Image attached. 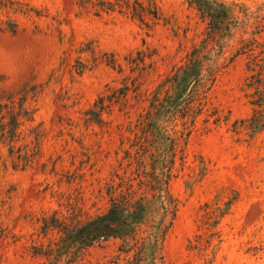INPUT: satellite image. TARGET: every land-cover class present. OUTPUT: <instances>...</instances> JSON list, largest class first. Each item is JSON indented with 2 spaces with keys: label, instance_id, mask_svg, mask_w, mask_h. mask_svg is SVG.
I'll list each match as a JSON object with an SVG mask.
<instances>
[{
  "label": "rangeland",
  "instance_id": "1",
  "mask_svg": "<svg viewBox=\"0 0 264 264\" xmlns=\"http://www.w3.org/2000/svg\"><path fill=\"white\" fill-rule=\"evenodd\" d=\"M155 1L161 19L148 28L82 13L78 0H0V264H47L39 249L60 233L46 222L107 212L110 185L120 193L133 182L140 194L144 116L208 27L187 0ZM220 1L233 35L208 45L214 70L191 112L165 125L178 139L169 191L179 204L165 264H264V129L246 122L264 92V0ZM121 247L102 241L73 264H125Z\"/></svg>",
  "mask_w": 264,
  "mask_h": 264
},
{
  "label": "trees",
  "instance_id": "2",
  "mask_svg": "<svg viewBox=\"0 0 264 264\" xmlns=\"http://www.w3.org/2000/svg\"><path fill=\"white\" fill-rule=\"evenodd\" d=\"M187 1L207 22L206 38L200 47H195L189 54L187 64L168 78L169 90L163 99L159 93L154 96L152 109L144 116L143 122L147 130L144 142L140 145L143 151L136 173L140 194L133 182H129L125 191L120 193H116L114 186L110 185L111 199L107 212L81 223L67 224L56 218L46 222L45 228L57 229L60 233V238L54 245L39 249L40 253L37 255L44 256L47 264H73L80 251L112 238L122 241L121 252L128 256L125 264H165L162 246L176 220L179 206L169 191L178 139L173 138L166 127L171 122L169 119L174 120L181 111L186 112L185 116L191 112V100L195 89L203 81V72L207 71L211 75L214 70L215 63H210L208 54H205L208 45L216 43L222 48L224 41L232 37V31L236 27L231 8L224 2ZM78 8L82 13H93L95 16L119 13L148 28L154 27L161 19L155 0H78ZM139 54L144 58L150 57L148 52ZM111 64H116L114 57ZM255 102L260 110L255 111L254 116L246 122H249L248 129L258 133L264 129V92ZM91 114L99 116L94 111ZM14 124H18L16 119ZM9 125L11 128L7 134H10V139L13 129L12 124ZM7 134L5 132L3 135ZM146 158H149V165L145 163ZM142 188L145 190L141 191ZM205 207L211 209L210 205ZM214 211L217 213L214 224H217L225 212L219 208ZM209 214L212 212L208 211L205 216L208 217Z\"/></svg>",
  "mask_w": 264,
  "mask_h": 264
}]
</instances>
